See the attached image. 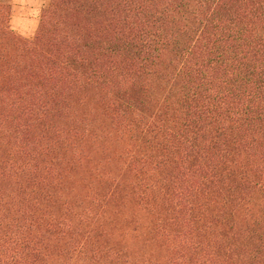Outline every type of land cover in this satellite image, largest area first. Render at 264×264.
<instances>
[{
    "label": "trees",
    "instance_id": "16d2710c",
    "mask_svg": "<svg viewBox=\"0 0 264 264\" xmlns=\"http://www.w3.org/2000/svg\"><path fill=\"white\" fill-rule=\"evenodd\" d=\"M0 0V264H264V0Z\"/></svg>",
    "mask_w": 264,
    "mask_h": 264
},
{
    "label": "rangeland",
    "instance_id": "374dc122",
    "mask_svg": "<svg viewBox=\"0 0 264 264\" xmlns=\"http://www.w3.org/2000/svg\"><path fill=\"white\" fill-rule=\"evenodd\" d=\"M10 26L18 35L31 39L38 26L41 9L48 0H11Z\"/></svg>",
    "mask_w": 264,
    "mask_h": 264
}]
</instances>
